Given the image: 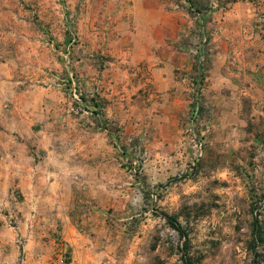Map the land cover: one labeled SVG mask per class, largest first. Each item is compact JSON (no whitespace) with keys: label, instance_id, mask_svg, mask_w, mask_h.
Wrapping results in <instances>:
<instances>
[{"label":"rangeland","instance_id":"obj_1","mask_svg":"<svg viewBox=\"0 0 264 264\" xmlns=\"http://www.w3.org/2000/svg\"><path fill=\"white\" fill-rule=\"evenodd\" d=\"M229 1L191 0L205 15ZM177 2L188 16L154 33L160 51L186 31L169 110L109 53L133 32L117 3L0 0V264H264V103L210 112L203 95L191 128L202 39Z\"/></svg>","mask_w":264,"mask_h":264},{"label":"crops","instance_id":"obj_2","mask_svg":"<svg viewBox=\"0 0 264 264\" xmlns=\"http://www.w3.org/2000/svg\"><path fill=\"white\" fill-rule=\"evenodd\" d=\"M174 1L109 0L121 8L116 17L119 22L128 24L130 18L133 22L129 47L110 51V55L115 63L147 70L160 106L169 110L172 103L184 98L173 72L188 65L183 53L174 47L181 44L185 29L174 25L171 35L163 40L168 41L166 47L160 51L153 47L161 43L154 33L166 19L177 21L188 16L187 12L168 10ZM195 3L204 5L201 0ZM205 22L209 48L204 107L212 112L217 104L232 109V104L264 103V0H231L225 5H213L205 15Z\"/></svg>","mask_w":264,"mask_h":264},{"label":"built area","instance_id":"obj_3","mask_svg":"<svg viewBox=\"0 0 264 264\" xmlns=\"http://www.w3.org/2000/svg\"><path fill=\"white\" fill-rule=\"evenodd\" d=\"M173 8L175 10H186L193 15L194 19L197 21V29L200 33L201 39H202V45L199 46L195 50L196 55V63H197V76L196 78H192L190 81L189 86V94H190V110H189V124L192 127H194L197 122L199 121L201 110H202V101H203V95H204V83L206 80V64H207V57L206 52L202 48L203 44L206 43V25H205V14L203 12L196 11L195 8L192 6L191 0H179V2L175 3L173 5ZM194 145L193 148L197 152V157H195L194 160L191 162V168L189 169V172H192L196 169V165L198 162L199 157L201 156V150H202V142L193 140ZM195 152V155H196ZM187 172V171H186Z\"/></svg>","mask_w":264,"mask_h":264},{"label":"trees","instance_id":"obj_4","mask_svg":"<svg viewBox=\"0 0 264 264\" xmlns=\"http://www.w3.org/2000/svg\"><path fill=\"white\" fill-rule=\"evenodd\" d=\"M169 221H170L171 225L173 227H175V229H177L179 234L184 238L185 237L184 232L177 226V224L174 222V220L170 218Z\"/></svg>","mask_w":264,"mask_h":264}]
</instances>
